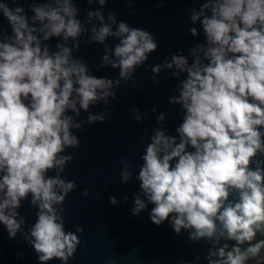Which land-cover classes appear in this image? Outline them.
Instances as JSON below:
<instances>
[{"label": "clouds", "instance_id": "obj_1", "mask_svg": "<svg viewBox=\"0 0 264 264\" xmlns=\"http://www.w3.org/2000/svg\"><path fill=\"white\" fill-rule=\"evenodd\" d=\"M21 2L11 0L15 7L0 2V15L11 28L8 34L0 27V224L9 239L22 236L39 264H69L81 244L76 233L84 228L65 230L63 206L77 184L63 178L74 159L63 153L80 147L73 129L106 122L108 112L90 109L116 99L121 82H134L158 43L152 33L118 21L114 12L106 16L108 0H87L99 8L87 10L83 21L75 0H47L28 10ZM190 11L205 42L189 48L188 56L174 54L151 67L154 82L165 69L178 80L186 74L179 95L169 99L183 110L178 139L164 129L166 116L160 113L161 127L154 129L137 166L141 191L132 215L154 205L153 224L171 217L177 235L187 230L192 243L210 245L207 264H264V238L257 240L264 237V159L259 158L264 156V0H203ZM190 32L200 35L196 27ZM84 35L89 44L104 46L96 71L110 67L119 78L97 77L87 61L74 56ZM54 37L59 38L55 51L46 43ZM109 38L118 43L109 45ZM82 111L86 120L78 119ZM146 116L134 110L137 122ZM121 163V181L127 184L134 172L127 160ZM29 194L38 211L25 230L19 210ZM109 201L118 203L114 196Z\"/></svg>", "mask_w": 264, "mask_h": 264}, {"label": "water", "instance_id": "obj_2", "mask_svg": "<svg viewBox=\"0 0 264 264\" xmlns=\"http://www.w3.org/2000/svg\"><path fill=\"white\" fill-rule=\"evenodd\" d=\"M2 2V0H0ZM47 0H22L18 5L28 10L33 3H45ZM80 9L79 19H85L87 10L99 8L98 4L89 5L87 0H75ZM10 6L15 7L9 0ZM203 0H108L105 15L114 12L118 21H124L131 27L142 28L152 33L157 40L158 50L149 55L143 67L136 70L134 82H121L116 89L117 97L108 105L101 102L90 111L95 114L108 112L105 123L85 124L82 130L73 129V134L80 140L78 149H68L64 155L74 157L63 173L66 180L75 181L77 188L70 193L65 204V230L76 232V226H82L84 232L76 233L81 240L74 259L69 264H207L205 256L210 245L206 241L192 243L188 231L177 235L169 221L161 226L153 224L149 218L152 207L133 216L134 196L140 192L139 182L135 179L137 166L142 164L141 156L150 143L154 129L161 127L157 116L165 114L164 129L176 136L177 126L182 123L183 110L179 105H172L169 99L179 95L178 87L186 74L178 80L164 70L154 82L151 67L170 60L174 54L188 56V49L205 42L203 29L199 23L193 25L190 20L191 9H198ZM29 18L32 13L27 12ZM0 27L11 28L8 21L0 15ZM90 27V25H88ZM196 27L200 32L193 37L190 29ZM59 38L46 42L55 51ZM88 36L80 38V50L74 56L89 64L92 74L97 77L117 79L118 70L110 67L96 71L102 63L104 46L89 44ZM107 43H118L109 38ZM191 63V57H189ZM156 108V113L152 109ZM141 115L147 113L143 123L134 119V110ZM74 115L73 113H69ZM87 113L81 112L79 120H86ZM264 130V129H262ZM191 150V149H189ZM264 159V156H260ZM122 160L132 165L134 176L129 183L121 181ZM254 167V165H253ZM49 175H55L50 172ZM89 191L88 196L83 191ZM115 197L117 205H112L109 197ZM124 197H127L125 203ZM31 194L21 202L20 215L26 220L25 230L36 222V212L31 203ZM263 237L257 236V240ZM223 243V242H222ZM234 244L235 242H229ZM17 253L22 257L17 259ZM197 257L199 261L197 262ZM0 264H39L34 250L20 234L15 240L9 239L6 228L0 224ZM50 264H62L54 260Z\"/></svg>", "mask_w": 264, "mask_h": 264}, {"label": "trees", "instance_id": "obj_3", "mask_svg": "<svg viewBox=\"0 0 264 264\" xmlns=\"http://www.w3.org/2000/svg\"><path fill=\"white\" fill-rule=\"evenodd\" d=\"M264 238V237H263ZM262 254H264V253H262Z\"/></svg>", "mask_w": 264, "mask_h": 264}]
</instances>
